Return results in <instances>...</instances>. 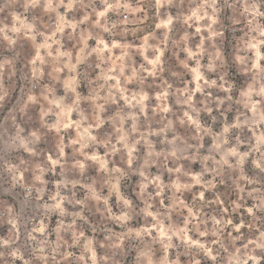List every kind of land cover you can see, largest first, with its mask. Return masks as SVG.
I'll list each match as a JSON object with an SVG mask.
<instances>
[{"label":"clouds","instance_id":"obj_1","mask_svg":"<svg viewBox=\"0 0 264 264\" xmlns=\"http://www.w3.org/2000/svg\"><path fill=\"white\" fill-rule=\"evenodd\" d=\"M20 3L21 0L0 2V13L9 10L14 16L11 27L8 24L0 27V46L7 42L8 49L13 52L11 59L0 62V89L4 88L3 75L6 68L11 66L14 69L19 62L20 49L26 46L24 37L36 46V56L31 61L32 78H42L43 73L37 66V61L41 65L48 63L46 56L52 57L56 63L57 75L67 68L68 84L65 91L70 94L76 93V87L89 80L97 69L99 76L88 96L76 93L75 99L72 95H67L51 101L53 107L47 108L43 116L52 115L56 118L55 122L45 121L39 132L32 131L30 135L21 134L24 129L18 126L17 121L18 114L26 113L30 105L39 103L35 86L29 87L26 83L21 97L23 105L0 124V151L22 149L34 159L42 158L43 153L37 146L42 137L52 129L65 136L70 135V129L77 130V137L71 141V145L65 144L63 137L61 138L56 158L49 155L47 160L41 159V163L36 164L35 182L32 184L24 176L25 171L31 170V166L23 159L19 164L7 160L0 164V171L10 175L13 190L17 187L27 190L23 207L17 210L10 205L0 214L10 225L8 234L0 235V264H89V261L91 264H113L116 250L121 249L126 240L132 242L131 248L138 250L136 264H181V255L188 256L189 264H264V177L250 179L244 173V165L250 157L253 158L255 168L264 173V65L261 64L264 60V0H135V5L133 0H23L24 13L32 16L31 21L21 20V14L15 12L12 6ZM97 4L103 6L102 11L97 12ZM145 6L155 8L158 20L155 29L161 30L159 35L153 31L143 38L135 50L132 43H105V34L109 37H127L129 34L135 36L141 31L140 20L135 14L145 11ZM61 7L67 9L64 14L59 12ZM172 8L177 9L175 15L172 14ZM226 9H231L232 12L231 27L221 19V13ZM81 11L83 20H78L76 15ZM68 13H73L72 21L65 19ZM109 13L116 15L111 17ZM93 16L98 17L94 22ZM240 23L244 24L246 30L233 48L234 60L228 59L221 51L226 46L225 32L230 30L235 36V25ZM82 24L87 28H81ZM129 25L134 27L129 28ZM190 27H196L195 35L208 33L195 46V50L189 45L190 37L194 35L187 31ZM66 28H71L73 33L78 32L83 40L80 55L73 57L71 52L61 51L53 57L52 45L63 46L58 34H63ZM46 31L51 34L46 35ZM181 31L184 35L177 39ZM39 37H43V43H36ZM93 38L99 40V45L89 49L88 40ZM113 48L121 50L119 57L101 55L104 51L112 52ZM41 50H47L46 55H42ZM168 51L177 57L179 52L186 53V59L180 63L193 74L196 81L194 90L184 89L187 95L181 96L179 89L173 91V84L163 79L165 71L174 69L173 62L165 58V52ZM93 53L99 56V63L96 59H90ZM148 53H151L152 58H149ZM137 54L146 61L139 67L135 66L133 60ZM205 57L209 60L207 64L202 63ZM189 61H195V67L190 68ZM82 64L85 65L84 69L78 71ZM234 64L239 65L250 80L246 89L239 91L238 99L234 98L233 93L242 85L229 82V69ZM206 73L216 74L217 79H207ZM149 77L154 78L153 83L155 79L163 82L153 87V84L148 83ZM129 84L138 85L139 91L126 94ZM206 89H214L226 95H213L206 92ZM150 91L155 92V95H151ZM197 92L204 97L203 108L197 107V102L192 99ZM7 95L6 91L0 94V105ZM173 96L175 104L180 106L176 111L169 105V98ZM121 99L123 104L119 103ZM213 103L220 110L227 103V110H235L238 115L235 123H225L222 132L213 135L214 143L211 148L206 149L207 154H202V150H205L204 136L212 134V130L206 129L201 123V113L206 112L211 116ZM84 104L88 106H83ZM112 105L116 107L113 109ZM89 107L91 113L88 111ZM57 109L60 111H56ZM109 110L115 111L116 115H110ZM72 111L79 114V119L69 122L67 117ZM180 111V127H177L175 117ZM149 112L152 114L149 115ZM102 114H106L107 118H102ZM170 116L173 118L170 119ZM216 119L213 117L214 122ZM129 122L130 126H127ZM105 124H110L111 127L104 129ZM13 128L15 133L10 135ZM246 129L251 132V136ZM190 131L193 133L191 136ZM168 133L172 134L171 139ZM153 136L162 137L160 142L164 145L163 151H156V144L150 139ZM192 140L196 143L190 142ZM141 144L147 147V155L138 168L132 169L133 163L138 162V146ZM76 145H79L78 149ZM69 146L73 148V159L76 160L71 168L67 165L64 152ZM242 146H246L247 150L241 151ZM100 147L106 149L103 156L98 154ZM86 150H92V154L89 155ZM80 156L84 157L83 161L79 160ZM116 156H120L128 165V171L123 167H109L111 163H115L113 158ZM89 161L98 165L105 174L104 182L110 189L107 196L101 195L94 185L87 182L85 173L90 167ZM186 161H199L201 171L192 172L190 167H186ZM169 163L173 166L169 167ZM57 165L62 168L64 178L56 182L57 191L50 196L49 201H43L47 184L44 175L47 172L55 174ZM152 165L160 169L159 174L153 176L150 173ZM69 171L73 174L78 172L80 178L69 179ZM130 172L141 177L139 196L144 207L139 213L132 200L120 193L121 181ZM165 172L169 174L168 183L163 180ZM209 175L211 179L206 178ZM226 176L232 179L239 198L233 202L231 212L228 208L217 212L210 209V206L222 205L223 201L218 194L216 199L206 200L205 192L217 187V177L223 183ZM77 185L88 189L87 200L61 195L60 189H75ZM250 185L259 186L249 190ZM196 186L201 188L198 193L193 192ZM150 187L154 191H149ZM186 192L192 194L191 203L180 198ZM74 195L75 193L73 197ZM112 195H116L121 202L120 215L113 213L109 205ZM249 198L254 203L251 207H246ZM165 199L170 200L171 204L165 205ZM91 201H95L97 208L102 202L106 220L115 221L127 229L121 235L110 233L106 237L105 245L111 251L102 257L97 256L92 239L85 237L82 242L83 232L72 231L77 219H87L83 213L90 207ZM66 202L82 205V209L69 213L64 207ZM26 208L33 209L39 215H27ZM185 208L187 216L180 227L178 221H173V216H183ZM206 208L210 211L206 212ZM242 208L247 215L241 214L239 223L226 218V214L231 216L232 213H240ZM54 213H58L62 219L55 230L56 240L52 242L49 240L48 224L44 221ZM140 214L146 224L148 217L152 218V227L146 226L138 230L128 228V222ZM69 215L72 216V223L65 224L63 218ZM37 219L39 223L36 222ZM165 222L171 223L165 227ZM153 228L156 230L155 235ZM62 233H71L73 243L82 248L80 256L73 257L72 252L64 250L65 245H71ZM172 249L176 250L174 260L170 259ZM161 251L163 259L158 260L157 254Z\"/></svg>","mask_w":264,"mask_h":264},{"label":"rangeland","instance_id":"obj_2","mask_svg":"<svg viewBox=\"0 0 264 264\" xmlns=\"http://www.w3.org/2000/svg\"><path fill=\"white\" fill-rule=\"evenodd\" d=\"M2 2V0H0ZM133 3L135 5V0H133ZM15 9V12L17 14H21V20L27 19L31 21L32 16L30 14L24 13V5L23 0H21L20 4H16L12 6ZM103 6L97 4V12L102 11ZM264 10V9H262ZM67 11L66 8L61 7L59 9V12L61 14H64ZM166 11V10H162ZM172 14L175 15L177 13V9L172 8L171 9ZM115 13H109V16L115 17ZM140 20V28L141 31L137 32L135 36L129 34L127 37H122L120 35H117L116 37H109L107 34H105V43L109 45H113L116 43L121 44H129L132 43L134 46V50L136 47H139L141 42L143 41V38L147 35H150L153 31H156L159 35L161 30L155 29V23H158V20H156L155 15V8H148L145 6V11L135 14ZM232 12L231 9H226L224 12L221 13V19L225 22L226 25L231 27L232 20H231ZM147 17V19H145ZM97 16H93L92 20L93 22L95 19H97ZM132 18V17H130ZM66 20L72 21L73 19V13H68L67 16H65ZM76 19L83 20V12L81 11L78 15H76ZM122 19V18H121ZM0 21H3V23H0V27H3V24H8L9 27L12 26L14 22V16L13 12L6 10L3 13H0ZM44 22H41V27L43 28ZM129 28L134 27V25H129ZM179 27V25L177 26ZM81 28L86 29L87 26L82 24ZM236 35L233 36L231 31L225 32V48L222 49L224 55L228 59L234 60V54H233V48L238 43L239 38L243 36L244 31L246 30L244 28V24H236ZM187 31L191 34H194L190 37L189 45L193 46L195 50V46L199 44V41L202 39L203 36H206L208 33L203 32L201 35H195L196 33V27H190L187 28ZM46 35H50V32H45ZM60 38V43L63 45L62 47L59 45H56L53 43L52 45V56L58 55L61 51L71 52L73 57H78L80 55V49L83 47V40L80 39L78 32L73 33L71 28H66L64 30L63 34H58ZM95 35V34H94ZM184 35V32L181 31L179 33V36H177V39H180ZM71 37V38H70ZM151 43H154L155 41H150ZM24 43L25 47L20 49V59L19 62L15 64V67L9 66L6 68L4 75H3V82H4V88L0 89V94L2 92L6 91L8 95L6 96L5 100L2 102V105H0V124H3L5 118L9 117L12 113L16 111V109L23 105L24 100L21 99L23 91L25 89V84L27 83L29 87L35 86V94L37 95L39 99V103L35 105H30L29 108L26 110V113L18 114L17 115V121L18 126L20 128L24 129V132L21 133L22 135H30L32 131L39 132L40 129L43 127V124L45 121L48 122H55V117L52 115H49L47 117L43 116V113L46 111L47 108L53 107V105L50 103L53 100H59L61 97H65L67 95H72L73 99H75L76 93L82 94L84 96H88L92 89L95 87V80L97 76H99V69L96 70V72L91 76V78L87 81H83L81 84H79L76 87V93H68L65 91V86L68 84V70L67 68H64L62 71L59 72L57 75L56 63L52 60V57H47L46 59L49 61L45 64H40L39 61H37V66L41 69L43 76L42 78H32V64L31 61L36 56V46L35 44L29 40L27 37H24ZM36 43H43V37H39ZM99 45L98 39H89L88 40V46L89 49L96 48ZM103 47V46H101ZM47 50H41L42 55H46ZM88 50H86L87 52ZM262 51H264V48H262ZM101 55L104 56H110V57H119L121 55V50L119 48H113L112 52L104 51L101 53ZM149 58L151 57V53H148ZM13 56V52L8 49L7 42H4L3 46H0V62H3L4 60L11 59ZM165 58L167 60H171L174 64V69L172 71H165L163 75V79L167 80L169 83L173 84V91H176L177 89L180 90L181 96L187 95V93L184 91V89H192L194 90L196 88V81L193 79V74L188 72L186 69H184L183 65L180 63L181 60L186 59V53L179 52L178 57L173 54V52L168 51L165 52ZM90 59H96V61L99 63V56L96 53H93ZM133 60L135 62V66L139 67L141 64H145L146 61L144 60L143 56L137 54L133 57ZM166 60V63H167ZM66 62V59H65ZM209 62L208 57H205V59L202 61V63L207 64ZM73 63H75V59L73 60ZM261 64L264 65V60L261 61ZM85 65H79L78 71H82L84 69ZM150 67V66H149ZM189 67H195V61H189ZM127 73V70H126ZM130 74V73H127ZM207 79H217V75L214 73H206ZM152 77H149L148 83L153 84V87L156 85L161 84L163 81L160 79H155L153 83ZM229 82H236L237 85H242V87H238V89L233 93L234 98H239V91H242L246 89L247 83L250 82L248 78V74L241 71V68L239 65H233L229 69ZM110 83H115V81H110ZM158 90V89H157ZM139 91V86L134 84L127 85V93L131 94L133 92ZM206 92H211L213 95H220L224 96L226 93H218L214 89H206ZM151 95H155V92H151ZM104 95V93H102ZM45 96L47 99H45ZM26 99V97H24ZM192 99L197 102V107H204L203 103V95L199 92L195 94V96L192 97ZM120 104H123V99L119 101ZM169 105L173 107V110L176 111L180 109V106L175 104V97L169 98ZM83 106H88L87 104H84ZM116 105H112L111 108H115ZM153 107H155V102L153 101ZM186 107V106H185ZM213 108V112L211 116H209L206 112L201 113V123L203 126L208 129L211 128L212 134L205 135L203 143L205 145V150H202V154H207L206 149L211 148L212 144L214 143L213 135H218L220 132H222L223 127L225 123H235L236 116L238 113L235 112V110L228 111V105L227 103L223 106V110L217 109L216 105L213 103L211 105ZM56 111H60L57 109ZM89 113H91V107L88 108ZM109 114L112 116L116 115L115 111L109 110ZM152 113L149 112V115ZM182 115V111H180L179 115L175 117L177 127L179 126V116ZM29 117H32V119H29ZM213 117H216V121H213ZM226 117V119H225ZM102 118H107L106 114H102ZM172 119L173 117H169ZM68 121H76L79 119V114L75 111H72L69 113L67 117ZM127 126H130V122ZM110 124H105L104 129L110 128ZM153 127H156V125H153ZM147 130V129H142ZM114 131V129H113ZM236 131L235 129L233 130ZM246 131H248L246 129ZM96 130H93V134H95ZM15 128L12 129V131L9 133L14 134ZM193 133L190 131L189 135L191 136ZM249 136H251V132L248 131ZM169 139H171L172 134H167ZM231 137V134H229ZM63 137V142L65 144L71 145V141L77 137V130L75 128L70 129V135H63L58 134L55 129H52L48 134L44 137H42L40 143L38 144V149L43 153L42 158H32L30 155L26 152H24L22 149L18 150H8V151H0V164L4 160H7L14 164H19L20 161L23 159L25 162L29 163L31 166L30 171H25L24 176L26 181L29 184H32L34 181V175L36 174V164L41 163V159L47 160V157L49 155H52L53 158H56V152L58 151V145L61 143V138ZM6 138V137H5ZM155 144H156V151H163L164 145L160 142L162 140L161 138L157 137H150ZM234 139V137H232ZM192 143H196L195 140L190 141ZM2 147V146H0ZM76 148H79V145H76ZM138 162L133 163L131 166L132 169H136L139 167V165L143 161V157L147 155V147L143 144L138 146ZM241 151H246V146H242ZM89 155L92 154V150H86ZM65 152V160L67 162V165L69 168H71L72 165L76 163V160L73 159L74 151L71 146L64 149ZM106 152V149L103 147L99 148L98 154L103 156ZM115 160V163H111L109 167H123L126 171H128V165L122 161V158L120 156H116L113 158ZM80 161L84 160L83 156L79 157ZM186 167H190V170L192 172H199L201 171L202 165L199 161L197 162H190L186 161L184 162ZM90 167L85 173V177L87 178V182L89 184H92L96 187V190L101 192V195L107 196L110 189L104 182V176L99 168L98 165H93L91 161H89ZM169 167H172L173 165L169 163ZM62 168L57 165L55 168V174L52 172H47L44 175V180L47 181V184L45 185L46 192L43 197V201H49L50 196L54 195L57 191L56 189V182L63 179L64 176L62 175ZM150 173L154 176L160 173V169H158L155 165H152L149 168ZM244 173L246 176H248L250 179H259L261 177H264V173H260L258 169L255 168L253 164V158L250 157L246 164L244 165ZM67 176L69 179H77L79 177V173L76 172L73 174L71 171L67 173ZM174 178V177H173ZM207 179H211V176H207ZM217 187L213 191H206L205 192V199L206 200H214L217 197V194L219 195V198L223 201L222 205H211L210 209L215 211H221L223 208H228L229 212H231L233 202L238 200V193L235 190V186L232 184V179L229 177H225V182L221 183L220 177H217ZM163 180L165 183L170 182L169 181V174L164 173ZM141 182V177L136 174L135 172H130L127 177H125L120 184V193L123 194L127 199L132 200L133 206L137 213H139V210L144 207L143 201L140 199L139 196V184ZM38 183V182H37ZM242 183H244L242 181ZM262 184H264V181H262ZM259 186V185H250L248 186V189L250 190L251 187ZM7 190V192L5 191ZM26 189H22L20 187H17L16 189L11 188V178L10 175L7 172L0 171V214H2L10 205L15 206L17 210H19L21 207H23L24 204V196L26 194ZM149 191H154L153 188H149ZM201 191L200 186H196L193 189V192H199ZM11 193L10 195L8 193ZM61 195H68L69 197H72L76 200H87L89 192L86 187H83L82 185H77L75 189H60ZM73 193H75L73 197ZM166 195H170V193H166ZM179 195V193H178ZM181 200L185 201L186 203H191L192 201V194L191 193H184L183 196L180 197ZM254 201L249 198L246 204V207H251L253 205ZM165 205H170L171 201L168 199L164 200ZM109 205L111 206L112 212L116 215L121 214V202L119 201L118 197L116 195H112L111 199L109 200ZM64 207L68 210L69 213L72 212H78L82 209V205L79 204H71V203H65ZM209 208H206L205 211H210ZM155 211V209H152ZM25 213L29 216L33 215H39L34 212L31 208H26ZM183 216H179L178 214H174L173 221H178V224L180 227L183 226L184 219L187 216V208L183 209ZM84 216L87 218L86 220H76V224L72 231L74 232H83V236L81 237L82 242L84 241V238L92 239L93 240V248L95 249L97 256L102 257L105 255L106 252H110V247L105 245L106 237L110 233H115V235H121L123 232L127 231L126 228H122L121 225L115 221L112 220H106V214L104 212V205L101 202L99 207H95V201L90 202V207L88 209L84 210ZM244 214L247 215L245 212V209L242 208L240 210V213H232L231 216H227L226 218L232 219L235 223L240 222V215ZM61 217L58 213L51 214L47 219H45V223L48 224V232L49 240L52 242H55L56 240V228L60 226ZM65 224L72 223V216H66L63 218ZM250 219V218H249ZM39 223V220L36 221ZM154 221L151 217H148V223H145V219L142 214L138 216H134L131 221L128 222V228L132 229H141L144 227H152ZM171 222H165V227L169 225ZM93 228H95V231H93ZM10 230V225L6 223L5 217L3 215H0V235H7ZM243 231L247 232V229H244ZM153 234H156L155 228H153ZM64 236V239L68 241V244L71 245L70 247L68 245L64 246L65 251H70L73 253V257H78L82 253V248L80 245H76L73 243V238L71 233H62ZM189 235H192L189 233ZM113 240H115V237H113ZM132 242L130 240H126L124 242V245L121 249L116 250L115 253V259L113 261V264H136V256H137V249H133L130 247V244ZM176 250L172 249L170 250V259H175ZM90 257V253L88 254ZM158 260L163 259V252H159L156 257ZM73 258H69V260H72ZM181 264H189L188 256L181 255L180 257ZM65 264H68V262H65ZM89 264L91 262L89 261ZM146 264V262H145ZM210 264V262H209Z\"/></svg>","mask_w":264,"mask_h":264}]
</instances>
